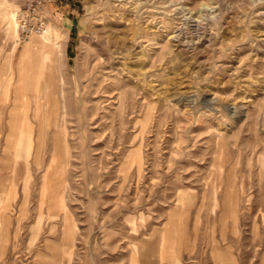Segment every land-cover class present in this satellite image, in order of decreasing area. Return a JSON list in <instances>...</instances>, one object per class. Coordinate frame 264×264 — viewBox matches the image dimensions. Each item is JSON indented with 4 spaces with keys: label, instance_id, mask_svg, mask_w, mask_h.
<instances>
[{
    "label": "rangeland",
    "instance_id": "rangeland-1",
    "mask_svg": "<svg viewBox=\"0 0 264 264\" xmlns=\"http://www.w3.org/2000/svg\"><path fill=\"white\" fill-rule=\"evenodd\" d=\"M29 1L43 30L66 31L67 74L48 70L41 111L29 109L43 151L19 217L25 166L11 167L4 137L11 96L31 91L39 64L24 45L41 33L19 31L13 52L2 12L11 4L20 21ZM2 66L15 81L0 99V264H264V0H0ZM48 99L68 110L66 255L60 220L37 219Z\"/></svg>",
    "mask_w": 264,
    "mask_h": 264
},
{
    "label": "bare ground",
    "instance_id": "bare-ground-1",
    "mask_svg": "<svg viewBox=\"0 0 264 264\" xmlns=\"http://www.w3.org/2000/svg\"><path fill=\"white\" fill-rule=\"evenodd\" d=\"M5 4L7 8L3 10L2 15L6 21L5 31L8 35V39L13 44V52H14L16 41L19 36L17 14L15 13L16 8L11 4L8 3ZM56 21L58 20L56 19ZM59 30L64 33L66 32L58 25H54L53 23L47 24L45 30L41 32V34H39L38 37L33 38L29 42V44L24 45L23 55L28 57L30 56L31 52L32 54L33 52H36L37 60L39 62L38 68L36 70V74L32 76L33 79L31 83L30 92L22 91L24 93L23 95H20V92L15 91V94L11 96V98H13L11 100V98L9 97L10 95H8V91L10 90V84L15 81L13 79L15 77V73H12L11 75L9 73V67L8 68H5L3 66L0 67V99L6 101L11 100L12 103V107L9 110V118L6 123L7 124L6 128H8V132L4 137L3 151L7 152L8 156L13 161V165L11 167L25 166L24 177L22 181L23 201L21 206L19 207L20 208L19 217H21V215H24L26 211L25 202L29 195L28 183L31 177L29 166H34V165L39 166L41 165V161H42V159H40V157L42 156V152H41L42 144L40 143L41 138L38 136L36 139L37 146L34 145L33 143L34 135L32 136V131H33L32 126L34 124L32 125L33 122L31 123L30 121L31 117H29L28 114L29 109H32L31 111H33V113L34 112L37 113L38 111H41L39 109L40 104L37 107V101L38 98L39 99L40 97L42 98V92H47L48 90L49 78L46 77L48 70H52L56 74H61L60 77L67 74L66 72L64 73L66 69H64L65 67H63V65H60L56 55V52L60 50L59 45L56 43V41L59 40V38H61V34ZM12 57L13 55L9 54L8 60L4 62V65L5 64L9 65L8 62L11 60ZM4 77L6 78L5 85L3 79ZM63 78H65V76ZM51 81L53 82V80ZM55 81L54 83H56ZM61 84L62 83L60 82V85ZM55 88L56 87L54 86V89ZM20 96H22V102L21 103L16 102L20 98ZM45 96L47 97V95ZM58 101H60V99ZM49 102H51L50 99L45 101L44 107L46 108V110L44 109L45 111H43V115L41 114V118L42 116H44L45 118L44 126H46L47 129H50V133L53 136V140H52L53 145L49 156V160L44 163V165H49V166L48 168H46L47 169L46 173L48 172V174H43L44 176L39 189L40 192H39V199L37 204L38 207L37 219L39 222L42 221L44 217L43 210L46 209L47 222L52 223L60 220V223L62 224V239H63V244L61 246L62 248L60 252L66 255L69 253V248L71 247L70 237L75 224L74 222H72L71 215L67 211V207L64 205L65 203L63 202L64 201L62 199L63 197L60 196V192L62 191L60 189H62L63 186L65 185V180L62 179L61 181H59L58 178L60 179V177L63 176L62 172H63L64 164L69 163V148L65 139V135L68 129V126L66 125V116L68 114V110L65 100L61 101V104L59 102L60 104L59 106L61 110L60 114L57 113L56 110L51 108V106L48 108ZM32 105L33 107L31 108ZM1 118L2 117L0 115V134L3 130L2 128L3 124ZM40 124L42 123L40 122ZM38 133L40 135V132ZM53 164L56 165L54 166ZM9 197H10V193H7L5 197V201L9 200ZM1 204L3 205V203L0 202V205ZM3 207L5 208L4 205ZM52 227H54V225H52ZM0 229L2 231L4 229L3 224L1 223H0ZM39 230L40 228L38 229L37 233L39 232ZM161 243L162 240L160 241V244ZM214 250L216 251V254L218 253V251H221L219 249H214ZM217 255L215 256V260L218 263L220 258H218L219 256ZM221 260L225 261L224 258Z\"/></svg>",
    "mask_w": 264,
    "mask_h": 264
},
{
    "label": "built area",
    "instance_id": "built-area-1",
    "mask_svg": "<svg viewBox=\"0 0 264 264\" xmlns=\"http://www.w3.org/2000/svg\"><path fill=\"white\" fill-rule=\"evenodd\" d=\"M41 7V1H37L35 4L29 1L24 13L21 15V20L19 21L17 18L18 30L20 31V36L22 38L25 39L31 34H38L44 31V19L39 12Z\"/></svg>",
    "mask_w": 264,
    "mask_h": 264
}]
</instances>
